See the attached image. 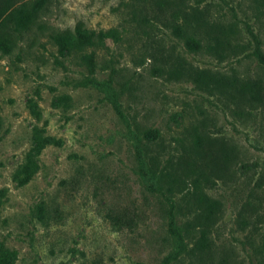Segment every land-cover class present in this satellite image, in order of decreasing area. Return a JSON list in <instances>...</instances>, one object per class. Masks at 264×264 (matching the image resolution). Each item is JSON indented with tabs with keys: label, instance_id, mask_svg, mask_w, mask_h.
<instances>
[{
	"label": "rangeland",
	"instance_id": "374dc122",
	"mask_svg": "<svg viewBox=\"0 0 264 264\" xmlns=\"http://www.w3.org/2000/svg\"><path fill=\"white\" fill-rule=\"evenodd\" d=\"M162 1L166 16L174 5L196 8L200 50L155 18L154 0H48L45 29L0 51V245L10 264H264V102L234 114L232 102L168 74L181 58L264 81V9L258 0ZM76 27L113 30L86 49L96 51L97 84L80 53L60 55L52 38ZM203 116L237 155L202 184L221 211L199 252V231L183 230L190 180L169 194L158 169Z\"/></svg>",
	"mask_w": 264,
	"mask_h": 264
},
{
	"label": "trees",
	"instance_id": "16d2710c",
	"mask_svg": "<svg viewBox=\"0 0 264 264\" xmlns=\"http://www.w3.org/2000/svg\"><path fill=\"white\" fill-rule=\"evenodd\" d=\"M154 2L157 7L155 18H159L163 24L168 25L189 51L200 50L203 47L200 38L196 35L204 19L197 14L195 7L186 8L183 3L174 5L168 8L170 13L166 16L162 13L167 9L166 2L162 0H154ZM47 3L48 0H0V51L2 53H11L17 39L24 38L25 34L33 33L36 37L35 35L45 29L41 17L47 11ZM257 4L264 9V0H258ZM210 28L212 30H206L207 37L213 36L211 32L215 26L211 25ZM112 32L113 30L110 29L106 32L99 31L94 35L88 30L76 27L72 31L55 32L52 38L60 55L69 56L73 52L80 53L81 64L88 72L87 81L97 84L96 51L94 49L86 51V49L100 46L104 37ZM208 47L215 49L216 44H209ZM256 54L264 61V55L260 50L257 49ZM168 74L174 78L183 77L191 81L198 90L209 95H218L228 103L232 102L235 106L234 114L238 113L242 102L251 105L264 102V81L261 79L239 78L236 75L214 72L194 66L181 58H176V61L170 63ZM112 98L118 110L119 103L115 93ZM206 124L207 117L203 116L199 123L191 128L192 138L189 145L184 147L176 158L170 159L158 169L159 185L163 186L169 194L183 192L187 180H190L192 188L187 195L193 201L194 211L184 222L183 230L185 233L191 229L199 231L194 244L199 252H204L209 247L207 231L221 211L220 202L210 197L204 191L202 184L224 176L237 155L235 144L222 137L212 136L205 130ZM148 134H146L147 138L153 135L151 132ZM10 259L8 250L0 245V264H10Z\"/></svg>",
	"mask_w": 264,
	"mask_h": 264
}]
</instances>
